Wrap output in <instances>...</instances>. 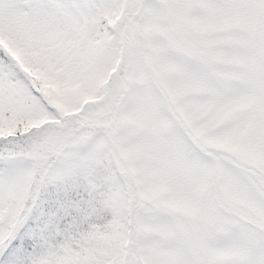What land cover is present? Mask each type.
<instances>
[{
	"label": "snow or ice",
	"instance_id": "obj_1",
	"mask_svg": "<svg viewBox=\"0 0 264 264\" xmlns=\"http://www.w3.org/2000/svg\"><path fill=\"white\" fill-rule=\"evenodd\" d=\"M0 264H264V0H0Z\"/></svg>",
	"mask_w": 264,
	"mask_h": 264
}]
</instances>
